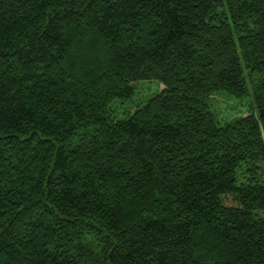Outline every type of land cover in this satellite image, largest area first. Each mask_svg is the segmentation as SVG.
Returning a JSON list of instances; mask_svg holds the SVG:
<instances>
[{
  "label": "trees",
  "instance_id": "1",
  "mask_svg": "<svg viewBox=\"0 0 264 264\" xmlns=\"http://www.w3.org/2000/svg\"><path fill=\"white\" fill-rule=\"evenodd\" d=\"M0 264H264V0H0Z\"/></svg>",
  "mask_w": 264,
  "mask_h": 264
},
{
  "label": "rangeland",
  "instance_id": "2",
  "mask_svg": "<svg viewBox=\"0 0 264 264\" xmlns=\"http://www.w3.org/2000/svg\"><path fill=\"white\" fill-rule=\"evenodd\" d=\"M162 88L163 85L157 84L156 82L142 83L136 96L142 98ZM213 105L221 121H228L237 116L246 115L248 112H251V101L248 96L240 99L237 97L230 98L226 94L215 95L213 98Z\"/></svg>",
  "mask_w": 264,
  "mask_h": 264
}]
</instances>
